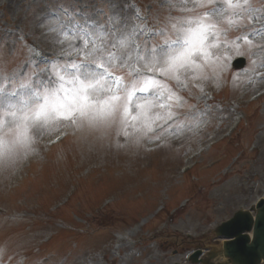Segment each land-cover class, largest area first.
<instances>
[{"label":"rangeland","instance_id":"1","mask_svg":"<svg viewBox=\"0 0 264 264\" xmlns=\"http://www.w3.org/2000/svg\"><path fill=\"white\" fill-rule=\"evenodd\" d=\"M133 4L151 14L150 29L171 18L191 40L168 75L155 77L166 86L159 100L143 116L133 108L137 118L124 131L110 114L34 118L21 85L41 91L49 84L41 69L77 59L38 28L45 14L62 5L81 23L106 25L132 15ZM17 37L48 62L27 47L13 55ZM5 38L0 264H192L194 251L221 245L217 227L264 199V96L253 100L264 91V0H0ZM243 56L246 71H234L231 62ZM238 115L242 125L230 136ZM59 134L66 139L51 154Z\"/></svg>","mask_w":264,"mask_h":264},{"label":"snow or ice","instance_id":"2","mask_svg":"<svg viewBox=\"0 0 264 264\" xmlns=\"http://www.w3.org/2000/svg\"><path fill=\"white\" fill-rule=\"evenodd\" d=\"M131 10L132 15L108 17L106 25L90 23L86 18L81 23L78 14L62 5L45 14L38 28L61 43L67 42L71 49L68 57L75 53L77 59L61 57V61L41 69L44 79L49 81L41 91L21 85L29 97L27 106L34 118L41 114L60 119L110 114L124 131L129 117L137 118L131 115L133 108L143 116L153 100H159V92L166 86L155 77L168 75L173 58L188 48L191 40L187 32L178 35V21L169 18L164 27L153 30L147 26L151 14L135 4ZM152 19L163 21L164 17L153 15ZM138 20L142 23L137 24ZM69 26L79 31H70ZM70 36L73 39L68 40ZM8 43L7 38L0 41V52ZM23 47L28 48L30 57L37 55L35 45L26 44L20 37L13 42L12 54ZM28 67L35 72L39 64L30 59ZM121 69L124 75H117Z\"/></svg>","mask_w":264,"mask_h":264},{"label":"water","instance_id":"3","mask_svg":"<svg viewBox=\"0 0 264 264\" xmlns=\"http://www.w3.org/2000/svg\"><path fill=\"white\" fill-rule=\"evenodd\" d=\"M257 220L250 213H237L234 219L218 229L217 236L233 239L223 246V250L211 255L207 264L217 257L228 259L229 264H260L264 260V202L258 205ZM254 232V241L248 235Z\"/></svg>","mask_w":264,"mask_h":264},{"label":"bare ground","instance_id":"4","mask_svg":"<svg viewBox=\"0 0 264 264\" xmlns=\"http://www.w3.org/2000/svg\"><path fill=\"white\" fill-rule=\"evenodd\" d=\"M67 144V143H66ZM65 145V144H64ZM60 147H62V146H60Z\"/></svg>","mask_w":264,"mask_h":264}]
</instances>
